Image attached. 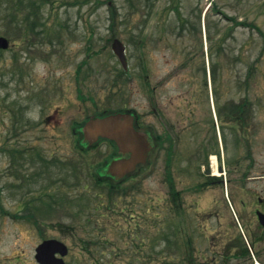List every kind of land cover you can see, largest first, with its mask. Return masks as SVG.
Returning a JSON list of instances; mask_svg holds the SVG:
<instances>
[{
	"label": "rangeland",
	"instance_id": "374dc122",
	"mask_svg": "<svg viewBox=\"0 0 264 264\" xmlns=\"http://www.w3.org/2000/svg\"><path fill=\"white\" fill-rule=\"evenodd\" d=\"M0 35L11 41L0 49V263L18 252L34 263L48 238L68 245L66 264H161L173 249L182 254V219L197 224L199 125L214 113L203 53L220 102L251 104L255 155L264 160V0H0ZM115 37L126 45L128 70L112 50ZM154 87L175 132L189 113L177 145L175 210L166 142L124 181L127 190L102 191L89 169L107 146L86 151L72 131L96 111L119 108L150 127Z\"/></svg>",
	"mask_w": 264,
	"mask_h": 264
},
{
	"label": "flooded vegetation",
	"instance_id": "af4514ba",
	"mask_svg": "<svg viewBox=\"0 0 264 264\" xmlns=\"http://www.w3.org/2000/svg\"><path fill=\"white\" fill-rule=\"evenodd\" d=\"M157 95V88L154 87L150 111L153 123L147 129L152 144V157L158 153L164 142L168 144L167 168L170 174V202L173 207L182 195L180 189H175L174 169L178 163L177 157L182 154V150L177 146L178 141L185 136L183 132L190 129L189 113L181 114L182 120L186 122L182 125V134L175 132L177 124L159 106ZM213 108L218 117L217 121L215 122L214 114L211 113L208 127L207 124L200 123L201 143L197 148L198 157L194 156L198 158L197 170H200L201 178L198 184L200 201L196 215L197 224L191 226L189 218L182 219L184 226L181 229L187 245L184 246L182 254L177 253L175 249L169 251V254L173 253L172 261L162 264H264V160L260 159L261 156L255 155L250 114L252 107L248 102H239L235 99L230 102L214 103ZM221 108L225 112H221ZM106 111L104 109L94 115ZM135 113L138 120L140 115L136 111ZM221 114L229 115V118L222 120ZM158 124L163 131L159 130ZM80 129L73 127L72 131L74 134L79 132L77 135L87 143L83 134H80ZM224 130L228 131V134ZM228 137L230 141L227 140ZM182 138L180 142L183 141ZM89 144L87 145L107 146L108 156L98 171V177L112 181L99 185L107 188L125 186L124 182H120L121 179L133 176V172L115 176L104 168L111 158L122 155L115 144L104 139ZM55 255L60 256L59 252ZM67 257L68 254L64 257L66 262ZM33 261L32 264H39L35 253ZM8 264L29 263L27 257L18 252L15 260Z\"/></svg>",
	"mask_w": 264,
	"mask_h": 264
},
{
	"label": "water",
	"instance_id": "95a60500",
	"mask_svg": "<svg viewBox=\"0 0 264 264\" xmlns=\"http://www.w3.org/2000/svg\"><path fill=\"white\" fill-rule=\"evenodd\" d=\"M9 40L0 36V48H7ZM115 52L119 55L123 65L126 67L127 61L124 54V45L116 39L113 43ZM86 138L96 141L100 137L112 139L116 142L123 153H130V158L114 159L109 168L115 173L118 169L127 172L145 160V153L149 150L150 144L144 133L136 130L134 126V116L130 112H118L108 114L103 117L90 118L83 128ZM60 249L63 254L67 252V246L57 240L48 239L37 247V258L42 264H64L62 258L51 259L52 253ZM64 249V250H62Z\"/></svg>",
	"mask_w": 264,
	"mask_h": 264
},
{
	"label": "trees",
	"instance_id": "16d2710c",
	"mask_svg": "<svg viewBox=\"0 0 264 264\" xmlns=\"http://www.w3.org/2000/svg\"><path fill=\"white\" fill-rule=\"evenodd\" d=\"M215 72H216V70H215ZM214 74H215V73H214ZM213 78H214V80H216L215 76H213Z\"/></svg>",
	"mask_w": 264,
	"mask_h": 264
}]
</instances>
